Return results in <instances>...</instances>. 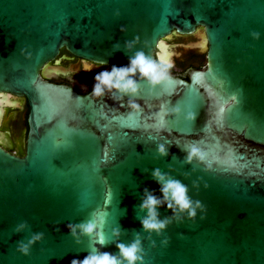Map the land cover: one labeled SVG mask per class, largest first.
<instances>
[{"label":"water","instance_id":"water-1","mask_svg":"<svg viewBox=\"0 0 264 264\" xmlns=\"http://www.w3.org/2000/svg\"><path fill=\"white\" fill-rule=\"evenodd\" d=\"M173 33L196 34L206 64L143 85L139 115L120 107L128 97L94 101L91 91L47 79L65 72L57 66L62 51L82 60V70L110 71L138 50L155 60ZM134 36L141 43L126 53ZM0 97L28 108L24 150L0 147V264H71L90 245L116 254L112 242L76 245L67 225L95 212L109 241L113 228L124 233L118 242H130L133 231L146 235L141 195L148 188L162 198L151 172L169 167L206 213L153 234L155 248L144 241L145 264H264V0H0ZM191 141L206 153L203 163H183ZM158 144L167 157L157 156ZM158 212L172 214L166 205ZM23 221L29 230L15 233ZM37 232L44 238L30 255L16 252Z\"/></svg>","mask_w":264,"mask_h":264},{"label":"clouds","instance_id":"clouds-1","mask_svg":"<svg viewBox=\"0 0 264 264\" xmlns=\"http://www.w3.org/2000/svg\"><path fill=\"white\" fill-rule=\"evenodd\" d=\"M119 16L117 10L114 13ZM119 31L125 32L126 29L121 26ZM253 40H258L260 34L258 32L250 33ZM141 43L139 36H134L130 41L124 42V51L126 53L132 50ZM119 49V45H114ZM171 64L158 63L150 58L145 51H135L130 57L127 66L116 67L112 66L111 70L99 72L94 77V86L91 90V97L94 101L100 100L106 95L117 102L123 101L128 97L126 104L121 103L120 107L128 109L129 116L133 114L139 115L142 112L141 104L137 102L140 95V90L143 85L154 87L170 80ZM92 67L83 69L90 70ZM138 77V78H137ZM187 120L194 122L196 119L195 113H188L185 117ZM161 119H163L161 117ZM179 146V145H178ZM186 152L183 160L184 164L191 165L193 161L203 163L206 160V153L198 146L197 142L182 148ZM156 154L160 158L169 155L168 147L165 144H158ZM146 172V170H145ZM169 172H162L159 168H155L151 172V179L159 186V191L162 198H158L148 188L143 190L141 195V203L137 210L140 213H146L139 217L142 226V232L146 235L142 236L141 232L133 231V238L128 243L118 242L122 236L120 228L111 230V241H109L104 232V219L98 216L97 213H91L86 220L67 225L69 234L76 245H80L82 238L94 240L100 247L107 246L110 242L115 243L118 250L116 254L102 252L96 246L90 245L88 255L84 259H73L71 264H145L147 252L144 248V241L148 242V248L156 247V242L152 239L153 234L157 237L163 235L165 230L175 221L177 224L183 222L184 219L195 221L197 213H201L200 219H204L206 207L199 200H193L189 195V187L181 180L174 178ZM199 178L192 182V188L199 189ZM205 187L207 185L205 184ZM108 196L110 198L111 192ZM107 203V201H106ZM166 205L171 211V215L163 219L159 218L158 208ZM29 225L26 221L19 223L15 229V233H21L29 230ZM56 231H59L57 228ZM44 238L43 232L32 233L30 238L25 242L23 240L17 242L16 252L22 256L30 255V250L33 245L41 242ZM180 238H183L181 235ZM161 247H166L169 243V238L164 237L161 241Z\"/></svg>","mask_w":264,"mask_h":264},{"label":"flooded vegetation","instance_id":"flooded-vegetation-1","mask_svg":"<svg viewBox=\"0 0 264 264\" xmlns=\"http://www.w3.org/2000/svg\"><path fill=\"white\" fill-rule=\"evenodd\" d=\"M200 39L196 34L177 35L173 33L165 39L163 46L156 50L155 60L158 63L171 64L170 72L184 78L186 72L192 69H201L205 66L206 55L199 47L194 46ZM57 66L62 67L64 73H55L47 79L57 84L71 86L80 94H86L94 85V77L101 71L108 70L105 66H96L92 71H83V61L62 51ZM159 58L161 57V60ZM54 63H52V66ZM80 86H79V85ZM11 105H7V103ZM28 108L24 99H5L0 97V147L19 155L24 150V140L27 132ZM18 138L21 144L18 145Z\"/></svg>","mask_w":264,"mask_h":264},{"label":"snow or ice","instance_id":"snow-or-ice-1","mask_svg":"<svg viewBox=\"0 0 264 264\" xmlns=\"http://www.w3.org/2000/svg\"><path fill=\"white\" fill-rule=\"evenodd\" d=\"M160 123H161V124H163V123H164V121L161 119V120H160ZM193 142H194V141H191V142H189V144H188V145H186L185 147H187V146L191 145Z\"/></svg>","mask_w":264,"mask_h":264},{"label":"rangeland","instance_id":"rangeland-1","mask_svg":"<svg viewBox=\"0 0 264 264\" xmlns=\"http://www.w3.org/2000/svg\"><path fill=\"white\" fill-rule=\"evenodd\" d=\"M79 85V84H78ZM80 86V85H79ZM23 138H21V140L18 138L17 142H18V145L21 144V141H22Z\"/></svg>","mask_w":264,"mask_h":264},{"label":"trees","instance_id":"trees-1","mask_svg":"<svg viewBox=\"0 0 264 264\" xmlns=\"http://www.w3.org/2000/svg\"><path fill=\"white\" fill-rule=\"evenodd\" d=\"M203 67H204V65H203V66H201V67H199V68H203ZM51 82H53V81H51ZM54 83H55V82H54ZM93 86H94V85H93ZM92 88H93V87H92ZM92 88H91V89H89V90H88V92H90V91L92 90ZM88 92H87V93H88Z\"/></svg>","mask_w":264,"mask_h":264}]
</instances>
